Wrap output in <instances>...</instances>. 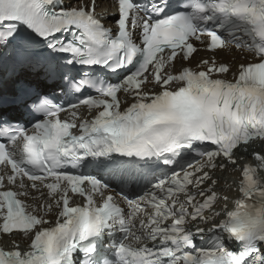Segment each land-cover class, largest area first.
<instances>
[{"label":"snow or ice","instance_id":"obj_1","mask_svg":"<svg viewBox=\"0 0 264 264\" xmlns=\"http://www.w3.org/2000/svg\"><path fill=\"white\" fill-rule=\"evenodd\" d=\"M74 4L50 11L55 0H0V64L13 65V77L0 78V165L11 169L0 175V236L13 245L0 247V264H264V0H118L115 32L97 18V0ZM65 33L71 39L57 35ZM196 42L210 52L234 45L254 60L231 79L214 57L168 71L193 57ZM17 68L54 81L67 102ZM81 105L95 115L81 119ZM185 151L206 160L181 164ZM244 152L257 167L241 164ZM238 165L240 198L216 222L217 193L202 186L217 184L209 169ZM104 174L141 188L122 196L127 209L106 194ZM25 177L52 202L26 204ZM75 195L82 206L70 205ZM117 230L123 238L110 259L101 250ZM205 234L208 244L198 247L195 237Z\"/></svg>","mask_w":264,"mask_h":264},{"label":"bare ground","instance_id":"obj_2","mask_svg":"<svg viewBox=\"0 0 264 264\" xmlns=\"http://www.w3.org/2000/svg\"><path fill=\"white\" fill-rule=\"evenodd\" d=\"M240 154H241V152H240Z\"/></svg>","mask_w":264,"mask_h":264}]
</instances>
